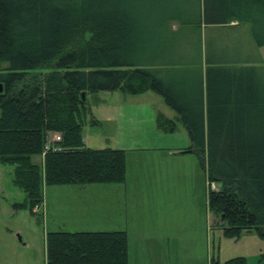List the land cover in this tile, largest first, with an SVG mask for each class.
<instances>
[{
	"label": "trees",
	"instance_id": "trees-1",
	"mask_svg": "<svg viewBox=\"0 0 264 264\" xmlns=\"http://www.w3.org/2000/svg\"><path fill=\"white\" fill-rule=\"evenodd\" d=\"M197 2L194 10L191 0H0V166L13 167L25 195L14 209L33 215L49 186L124 184L125 152L84 143L88 96L151 92L177 115L209 185H219L207 194L218 229L264 241V65L202 41V28L236 22L263 48L264 0ZM155 123L176 130L162 114ZM45 264H129L128 236L48 233Z\"/></svg>",
	"mask_w": 264,
	"mask_h": 264
},
{
	"label": "rangeland",
	"instance_id": "rangeland-1",
	"mask_svg": "<svg viewBox=\"0 0 264 264\" xmlns=\"http://www.w3.org/2000/svg\"><path fill=\"white\" fill-rule=\"evenodd\" d=\"M191 2L192 9L200 8L197 0ZM232 29L224 38L226 32L215 34L208 28L202 41L233 61L264 65V47L254 48L247 27ZM191 35L183 32L181 38L191 40ZM145 97H152L149 101L159 112L176 123L174 133L161 132L146 120L148 107L141 108ZM88 107L84 143L91 149L123 150L125 183L45 187L42 206L31 215L28 208L14 209L25 195L12 183L13 167L0 166V264H45V237L51 232L112 231L126 232L136 257L145 243L159 246L163 254L158 256H166L168 243L163 237L172 233V264H209L211 258L223 263L235 257L246 258L247 264H264V241L255 232L230 239L218 229L207 194L219 185H209L194 153L178 154L190 141L177 115L160 97L151 92L137 97L100 92L88 96ZM40 160L32 159L36 164ZM88 210L94 211L93 217Z\"/></svg>",
	"mask_w": 264,
	"mask_h": 264
},
{
	"label": "crops",
	"instance_id": "crops-1",
	"mask_svg": "<svg viewBox=\"0 0 264 264\" xmlns=\"http://www.w3.org/2000/svg\"><path fill=\"white\" fill-rule=\"evenodd\" d=\"M232 23H234V22H232ZM232 23H230V24H228L226 26H220V27H213V26L210 27L209 26V27H206V28H202V36H205V35H203V31L204 30L206 31V29L212 28L214 30L213 31L214 33L215 32H217V33L219 32L220 33V31L226 32L227 34H226V36H224V38H226L230 33H233V32H231L233 30L232 28L235 25L238 26L237 23L235 25H231ZM148 93L149 92L144 93V94L139 95V96H143V95L146 96V94H148ZM134 97H137V96H134ZM151 98L152 97H145V102L146 103L145 104H141V108L146 109V106L148 107V111L149 112H148V114H147V116L145 118H146V120L149 123H155L156 116L158 114H162V113H160L159 110H158V108L155 106V102L153 103V102H150L149 101V100H152ZM162 115L164 116V114H162ZM121 149H123V148H121ZM185 149L186 148L180 150V152H178V154L179 155H184V154H181V151H184ZM87 214L88 215H92L91 217H93L94 211L88 210L87 211ZM167 234L168 235H166V236L163 237L165 239V242L168 243L167 255L166 256H165V254L162 255V256H158V254H163V253L159 252L160 251V247L159 246L156 245V246L151 247L150 245H148L147 243H145V246L144 247H140L138 257L132 256V252H131L130 248L128 247L129 264H172L171 263L172 257H171V251L170 250L172 249V246H171V238H173V237L171 236L172 233H170V234L167 233ZM149 241H152V240H149ZM169 245L171 247H169Z\"/></svg>",
	"mask_w": 264,
	"mask_h": 264
},
{
	"label": "built area",
	"instance_id": "built-area-1",
	"mask_svg": "<svg viewBox=\"0 0 264 264\" xmlns=\"http://www.w3.org/2000/svg\"><path fill=\"white\" fill-rule=\"evenodd\" d=\"M59 140H60L59 135H57V134L52 135V137H51V142H57V141H59ZM48 147H49V146H47L46 149H49Z\"/></svg>",
	"mask_w": 264,
	"mask_h": 264
},
{
	"label": "water",
	"instance_id": "water-1",
	"mask_svg": "<svg viewBox=\"0 0 264 264\" xmlns=\"http://www.w3.org/2000/svg\"><path fill=\"white\" fill-rule=\"evenodd\" d=\"M0 91H1V87H0ZM186 153H190V151H181V154H186Z\"/></svg>",
	"mask_w": 264,
	"mask_h": 264
}]
</instances>
